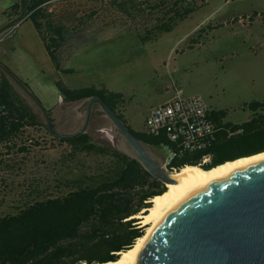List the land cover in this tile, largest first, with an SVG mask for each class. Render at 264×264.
Returning <instances> with one entry per match:
<instances>
[{"label":"rangeland","instance_id":"obj_1","mask_svg":"<svg viewBox=\"0 0 264 264\" xmlns=\"http://www.w3.org/2000/svg\"><path fill=\"white\" fill-rule=\"evenodd\" d=\"M18 1L0 0V33L11 28L0 42V63L50 110L59 133L78 130L83 115L77 112L81 102H62L57 80L68 88L123 94L120 111L134 131L143 129L151 107L169 100L175 88L184 96H200L210 110L225 113L222 123L234 125L250 119V102H264V0H128L126 12L113 0L54 1L49 11L73 28L61 58V68L72 71L66 74L53 67L29 20L4 14ZM175 2L179 14L192 10L169 31L141 42L139 34L161 23ZM139 7L144 11L137 13ZM10 92L43 120L11 81ZM86 133L95 143L122 152L119 135L97 106ZM153 150L159 157L165 153ZM67 152L40 126L0 144V216L35 199L63 195L70 180L103 173L112 163L108 156L66 157Z\"/></svg>","mask_w":264,"mask_h":264},{"label":"trees","instance_id":"obj_2","mask_svg":"<svg viewBox=\"0 0 264 264\" xmlns=\"http://www.w3.org/2000/svg\"><path fill=\"white\" fill-rule=\"evenodd\" d=\"M54 1L57 0H19L4 14L15 13L29 20L53 67L66 74L72 71L61 68V58L73 28L49 11V5ZM113 4L126 12L128 0H113ZM136 5L133 3V10ZM177 5L175 2L167 17L151 26L147 35L139 34L141 42L169 31L176 21L192 10L179 14L180 5ZM140 11L144 9L137 8L136 12ZM166 19L169 20L167 24L163 23ZM0 76V144L16 139L27 127L40 126L55 141L67 146L66 157L94 154L112 160L103 173L70 180V185L65 186L68 190L65 194L35 199L13 213L0 216V264H95L117 260L119 253L143 235V226L136 224L139 220L128 218L149 207L150 200L165 191L163 184L151 177L135 159L111 146L95 143L88 133L72 138L53 136L46 129L44 120L40 121L29 106L10 92V80L1 70ZM55 87L63 103L99 97L142 141L153 149L161 143V138L147 136L130 127L120 111L125 101L123 94L105 88H68L60 80L55 81ZM248 108L252 111L248 121L239 125L224 123V129L229 128L231 134L225 130L219 132L207 149L187 154L174 161L172 166L176 170L187 165L197 166L203 157L209 156V161L202 167L211 168L263 151L264 102L252 101ZM47 112L50 116V110ZM211 114L216 122L225 117L223 111H212ZM51 122L53 124L52 119ZM19 151H25V148Z\"/></svg>","mask_w":264,"mask_h":264},{"label":"water","instance_id":"obj_3","mask_svg":"<svg viewBox=\"0 0 264 264\" xmlns=\"http://www.w3.org/2000/svg\"><path fill=\"white\" fill-rule=\"evenodd\" d=\"M0 70L31 100L53 136L72 138L86 133L92 109L97 106L119 135V149L125 155L135 159L165 189L167 184L176 183L152 146L131 132L99 97L81 101L77 112L83 115V123L78 130L59 133L30 89L1 63ZM197 166L204 171L214 168ZM139 264H264V159L193 193L169 212L152 232Z\"/></svg>","mask_w":264,"mask_h":264},{"label":"built area","instance_id":"obj_4","mask_svg":"<svg viewBox=\"0 0 264 264\" xmlns=\"http://www.w3.org/2000/svg\"><path fill=\"white\" fill-rule=\"evenodd\" d=\"M10 33L11 28L2 31L0 42ZM212 111L200 96H184L177 88L169 100L151 107L141 132L162 139L157 147L165 151L162 156H158L164 169L176 171L172 166L174 161L207 149L217 139L218 133L225 130L221 120H214ZM225 131L231 134L229 128ZM209 159V156L203 157L199 165Z\"/></svg>","mask_w":264,"mask_h":264},{"label":"bare ground","instance_id":"obj_5","mask_svg":"<svg viewBox=\"0 0 264 264\" xmlns=\"http://www.w3.org/2000/svg\"><path fill=\"white\" fill-rule=\"evenodd\" d=\"M263 159L264 152L225 162L208 171L202 170L199 166L187 165L172 172L171 177L176 180V183L167 184L162 194L154 196L150 200L151 206L148 209H143L140 213L128 218L139 219V223L145 227L143 235L137 238L130 248L119 253V257L115 262L105 264H139V255L145 250V245L152 232L169 212L174 210L193 193Z\"/></svg>","mask_w":264,"mask_h":264}]
</instances>
